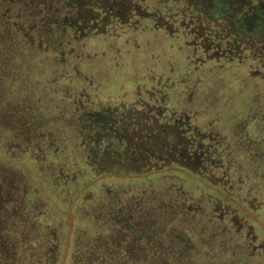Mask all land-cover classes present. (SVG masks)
<instances>
[{"label":"trees","instance_id":"trees-1","mask_svg":"<svg viewBox=\"0 0 264 264\" xmlns=\"http://www.w3.org/2000/svg\"><path fill=\"white\" fill-rule=\"evenodd\" d=\"M120 2L0 0V264H58L39 186L68 264H264V0Z\"/></svg>","mask_w":264,"mask_h":264},{"label":"rangeland","instance_id":"rangeland-1","mask_svg":"<svg viewBox=\"0 0 264 264\" xmlns=\"http://www.w3.org/2000/svg\"><path fill=\"white\" fill-rule=\"evenodd\" d=\"M105 66V65H103ZM104 69V68H103ZM261 187V186H259ZM40 193L45 195V201L43 199H39V203L36 202H31L32 208L35 207V205L38 206L39 212L41 210L47 211L49 214L54 216L56 218V221L61 220V230L60 234L62 235V250L61 254L58 256V264H68L70 261V256L72 255L73 252V243H74V238H75V233L78 229V227H81L84 225V221L81 219V215L76 213L74 206L68 207L66 209L65 207H61V205L58 203L57 200L54 198L50 197L47 195L46 191L43 189L42 186H39ZM77 198H75L76 200ZM46 201H52L53 205L48 206V203ZM46 202V204L44 203ZM259 205V204H258ZM257 205V206H258ZM259 209V208H258ZM246 214L256 223V226L260 227L262 230H264V217L261 215L262 213L253 211L251 212L250 210H246ZM39 219V217H38ZM255 232L260 235V230ZM259 242H263L262 237L259 238Z\"/></svg>","mask_w":264,"mask_h":264},{"label":"flooded vegetation","instance_id":"flooded-vegetation-1","mask_svg":"<svg viewBox=\"0 0 264 264\" xmlns=\"http://www.w3.org/2000/svg\"><path fill=\"white\" fill-rule=\"evenodd\" d=\"M125 1H127V2H124V0H121L120 4L123 3V4H125V6H128V5L131 4L130 2H132L133 0H130V1H129V0H125ZM123 4H122V5H123Z\"/></svg>","mask_w":264,"mask_h":264}]
</instances>
